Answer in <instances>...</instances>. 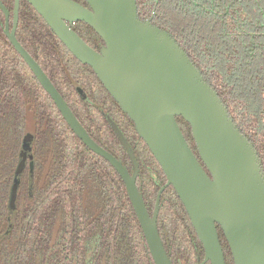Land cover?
<instances>
[{"label": "trees", "instance_id": "obj_1", "mask_svg": "<svg viewBox=\"0 0 264 264\" xmlns=\"http://www.w3.org/2000/svg\"><path fill=\"white\" fill-rule=\"evenodd\" d=\"M75 1L88 6L86 0ZM2 2L12 20L15 0ZM137 3L140 18L167 30L218 92L264 169V0ZM5 26L0 6V233L11 225L12 264H155L124 179L70 127L10 42ZM72 28L93 46L92 34L101 38L85 21ZM16 37L89 135L133 173L129 153L112 126L117 124L135 153L137 186L153 215L167 177L134 121L27 0H21ZM177 120L205 167L190 124ZM31 126L33 139L25 150ZM9 211L15 214L13 223ZM157 227L172 264L204 260V245L173 185L160 197ZM217 228L226 264H235L224 232Z\"/></svg>", "mask_w": 264, "mask_h": 264}, {"label": "water", "instance_id": "obj_2", "mask_svg": "<svg viewBox=\"0 0 264 264\" xmlns=\"http://www.w3.org/2000/svg\"><path fill=\"white\" fill-rule=\"evenodd\" d=\"M81 62L90 65L105 88L134 121L161 165L167 182L153 215L137 186L139 164L123 132L113 123L133 163L134 172L101 147L56 89L39 63L16 37L21 0H15L13 27L6 15V35L23 56L64 118L95 153L106 158L125 181L155 264H172L157 227L162 192L173 185L205 248L200 264H226L217 225L235 264H264V169L249 138L240 130L218 92L187 52L165 29L142 20L137 0H27ZM85 21L100 35V51L73 28ZM82 95L84 92L80 89ZM177 117L190 124L202 165L184 136ZM29 127L23 148L29 149Z\"/></svg>", "mask_w": 264, "mask_h": 264}, {"label": "flooded vegetation", "instance_id": "obj_3", "mask_svg": "<svg viewBox=\"0 0 264 264\" xmlns=\"http://www.w3.org/2000/svg\"><path fill=\"white\" fill-rule=\"evenodd\" d=\"M11 23H12V26H11ZM6 26H7V23H6ZM6 26H5V30H6ZM13 27V19L11 20L10 18V30L12 29ZM17 31V29H16ZM6 33V31H5ZM92 42L93 44H95V46H93L92 44H88L90 46H92L94 49L100 51L101 48L104 46V41L102 38L98 39L97 35L96 34H92ZM40 65V64H39ZM43 69V68H42ZM45 72V71H44ZM47 75V74H46ZM51 80V78H49ZM52 82V80H51ZM53 83V82H52ZM54 84V83H53ZM55 86V84H54ZM56 87V86H55ZM57 89V88H56ZM80 89L84 92L85 94V91L83 90V88L79 87L78 88V91L80 92ZM80 94L82 95V93L80 92ZM83 94V95H84ZM75 114V113H74ZM78 119V118H77ZM79 120V119H78ZM80 121V120H79ZM115 123V122H114ZM112 126H113V123H112ZM115 130V129H114ZM87 131V130H86ZM88 133V132H87ZM89 134V133H88ZM92 138V137H91ZM93 139V138H92ZM95 140V139H93ZM96 141V140H95ZM97 142V141H96ZM98 143V142H97ZM99 144V143H98ZM100 145V144H99ZM101 146V145H100ZM103 147V146H101ZM104 148V147H103ZM105 149V148H104ZM107 150V149H106ZM108 151V150H107ZM30 157V156H29ZM118 159V158H117ZM7 216H9V220H12V223L13 221H15V214L12 212V211H9V213H7ZM12 218V219H10ZM11 226V225H10ZM7 228L5 230H3V232L0 233V264H12V241H11V228ZM8 227V226H7Z\"/></svg>", "mask_w": 264, "mask_h": 264}]
</instances>
